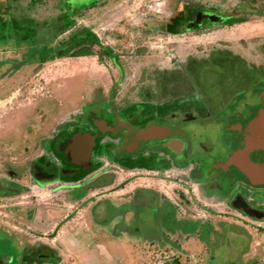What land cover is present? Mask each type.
<instances>
[{
    "label": "flooded vegetation",
    "instance_id": "af4514ba",
    "mask_svg": "<svg viewBox=\"0 0 264 264\" xmlns=\"http://www.w3.org/2000/svg\"><path fill=\"white\" fill-rule=\"evenodd\" d=\"M183 7L166 25L150 28L179 36L233 26L228 22L235 15L229 13H260L249 0L242 9L199 2ZM97 50L95 56L108 58L121 74L117 53L101 41ZM138 80L120 98L111 89L83 97L35 143L27 162L3 166L0 200L47 189L54 193L48 196L49 206H57L45 212L48 223L62 215L68 228L81 208L90 219L87 230L95 236L140 242L149 253L195 262L197 257L214 260L222 234L217 226L241 227L248 246L233 264H264V240L252 246L254 235L246 228L264 231V182L242 171L244 153L264 160V42L253 57L231 43L211 44L170 64H146ZM34 208L19 218L15 204L8 212L16 215L13 220L33 225ZM75 229L80 235L71 226L66 237ZM32 237L23 244L0 227V264L62 263L60 249L49 238ZM194 241L203 247L198 253L187 248Z\"/></svg>",
    "mask_w": 264,
    "mask_h": 264
},
{
    "label": "rangeland",
    "instance_id": "374dc122",
    "mask_svg": "<svg viewBox=\"0 0 264 264\" xmlns=\"http://www.w3.org/2000/svg\"><path fill=\"white\" fill-rule=\"evenodd\" d=\"M96 1L38 0L33 6L31 0H0V8L4 9L0 11V16L7 12L9 17L34 19L36 23H29L33 28L37 24L42 29H49L52 19L68 11L77 13L72 16L76 27L91 28L102 45L117 53L121 69L120 74L108 58L99 60L96 56L48 60L40 65L31 59L30 54L37 39L40 46L51 41L45 37L46 33H27L28 39L23 41V47L17 48L22 43L24 31L18 29L12 35L11 23L0 28V169L8 165L16 168L27 162L35 152V143L38 144L78 107L83 97L91 96L97 89L105 92L116 90L118 98L124 96L139 81L141 69L146 64H170L189 53H202L207 46L215 43H231L253 57L256 47L264 42V16H251L245 23L219 25L179 36H165L154 31L146 35L144 32L146 27H162V23L170 22L180 14L174 12L181 10L187 2L221 9H242L248 0H102L101 5ZM253 1L256 8L264 5V0ZM49 45L53 48L55 43ZM95 50L98 51L97 47ZM46 190L27 192L14 201L0 200V227L16 234L23 244L34 239L32 234L49 238L50 243L60 249L61 264H233L248 246L244 229L222 225L216 227L217 234H222L217 237L216 249L220 248L218 253L215 252L213 261L209 259L206 263L207 258L197 257L195 262L194 258H178L169 253L156 255L147 252L140 242L113 241L104 235H93L87 230L90 227L88 213L81 208L75 210L69 224L80 229V235H76L75 229L73 235L66 237L70 227L62 222V215L51 223L44 218L48 208L55 206L48 204L52 202L48 196L54 193ZM56 203L62 205L59 200ZM14 204L17 216L8 212V207ZM31 207H35L33 225L22 219L13 220ZM246 228L254 235L252 246L264 240L263 230ZM34 231H38L37 234ZM188 245V249L197 253L203 249L195 241Z\"/></svg>",
    "mask_w": 264,
    "mask_h": 264
},
{
    "label": "trees",
    "instance_id": "16d2710c",
    "mask_svg": "<svg viewBox=\"0 0 264 264\" xmlns=\"http://www.w3.org/2000/svg\"><path fill=\"white\" fill-rule=\"evenodd\" d=\"M37 1L38 0H31V4L33 6H36ZM178 1L180 2L181 0ZM249 3L250 5L254 4L256 6L255 1L253 0L249 1ZM183 8L184 7H182L181 9ZM257 8H259L260 13H251L250 15L263 17L264 13L262 12L264 11V5L260 4ZM1 10L4 9L0 8V11ZM76 14L77 13H73L72 11L61 14L57 18L52 19L48 24L49 29L45 30L39 27L37 24H35V27L33 28V26L29 23H36L34 19L23 17H9L8 19V17H6L7 12H4L0 16V28L8 25V23H11L12 26H10V33L12 35L17 32L18 29H20V31H24L22 32V42L28 39L27 33L33 32L35 35L40 34L41 32L46 33L45 37L47 39L49 37L51 41H47L45 43L46 45L40 46L41 44L37 39L34 45V49H32L33 52L30 54L31 59L36 60L38 63H40V65L44 64L48 60H56L68 57L95 56L98 54L95 48L100 45V41L91 28L87 26L76 27V21L72 19V16H75ZM251 16L246 17L244 15H235L229 20L228 24L235 25L246 22L251 18ZM177 21L183 20L182 18H178ZM162 24L166 25L167 23L164 22ZM152 31L153 30L150 27L144 28V32L146 35L151 34ZM60 36L62 38L58 40ZM51 43H55V46L53 48L49 47V44ZM40 49H42V53L38 54ZM106 54L109 58H113L109 50H106Z\"/></svg>",
    "mask_w": 264,
    "mask_h": 264
},
{
    "label": "water",
    "instance_id": "95a60500",
    "mask_svg": "<svg viewBox=\"0 0 264 264\" xmlns=\"http://www.w3.org/2000/svg\"><path fill=\"white\" fill-rule=\"evenodd\" d=\"M253 154L254 153L250 151L244 153L243 157L245 158L242 162V171L248 178L258 179L264 182V160L256 157L257 161H255L256 158Z\"/></svg>",
    "mask_w": 264,
    "mask_h": 264
}]
</instances>
